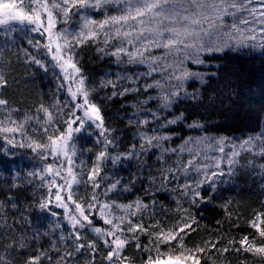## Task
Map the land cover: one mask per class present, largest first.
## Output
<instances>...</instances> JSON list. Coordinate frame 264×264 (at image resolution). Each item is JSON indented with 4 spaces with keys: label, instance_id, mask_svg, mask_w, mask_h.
I'll return each mask as SVG.
<instances>
[{
    "label": "snow or ice",
    "instance_id": "obj_1",
    "mask_svg": "<svg viewBox=\"0 0 264 264\" xmlns=\"http://www.w3.org/2000/svg\"><path fill=\"white\" fill-rule=\"evenodd\" d=\"M16 33L28 45L13 53L16 59L46 73L49 65L58 68V89L65 97L24 111L0 94V133L7 145L26 147L45 161L39 173L30 174L39 176L46 189L34 207L54 218L45 231L32 232L24 214L10 220L9 208L15 216L17 202L11 197L0 201V264H136L137 258L140 264H248L249 256L264 264V204L244 223L251 231L238 238L229 237L223 226L238 229L242 217L235 215L233 223L230 200L217 204L224 213L216 221L218 234L187 244L200 228L192 209L214 203L242 154L260 159L264 180V131L239 142L188 136L172 146L179 135L172 126L205 129L199 120L187 123L175 106L202 101V89L212 88L214 79L217 87L222 80L231 87L230 78L244 70L220 63L230 59L229 53L264 54V0H0V34L14 46ZM87 49L99 59L112 58L121 70L93 78L82 64ZM4 59L0 50V62ZM138 66L144 70L129 71ZM190 82L199 87L190 91ZM7 85L0 67V90ZM112 101L120 103L118 119L134 130L127 144L108 122L104 109ZM82 132L96 138L90 163L77 147ZM150 155L161 166L156 174L148 172L147 187L139 190L140 175L125 183L109 170L133 159L151 169ZM124 193L134 198L121 200ZM161 193L175 204L171 211L178 218L171 226L154 219L157 206L168 211L158 199ZM131 250L137 255H129Z\"/></svg>",
    "mask_w": 264,
    "mask_h": 264
},
{
    "label": "trees",
    "instance_id": "obj_2",
    "mask_svg": "<svg viewBox=\"0 0 264 264\" xmlns=\"http://www.w3.org/2000/svg\"><path fill=\"white\" fill-rule=\"evenodd\" d=\"M93 15L97 19L102 18V14ZM29 36L41 39L36 34H29ZM20 37L22 39H15L14 46H10L12 42L5 44L6 40L0 37V50L5 53V59L0 62V67L3 68L8 79L7 87L0 90V94L8 99L14 107H19L24 111L34 109L41 102L47 106L53 101L54 96H59L63 100L65 93L62 89H58L60 82L57 78L58 68L53 69L49 65L50 70L46 73L37 65L26 64L22 59L18 61L16 56L13 55L19 47H28L26 37L22 33H20ZM82 56L84 71L93 78L98 79L106 73L112 75L121 70L111 62L112 58L99 59L92 49L84 50ZM229 57V60L220 61V63L225 64L228 68L242 67L243 73L239 78H230L231 87H226L228 80L220 81L219 87H217V81L214 79L211 84L212 88L216 89L215 92L212 91V88L204 86L202 101L185 100L175 106L176 112L183 111L185 113L187 123L192 120H199L204 123L205 129H189L185 126V123L172 126L179 133V135L173 137L172 146L180 144L182 142L181 138L195 137L202 133L240 140L247 137V135H257L264 131V54H248L241 51L239 54L229 53ZM9 60L11 61L10 64H8ZM190 67L196 68L194 65ZM143 70L144 66L129 68L130 72ZM196 87H199V85L190 82V91ZM213 95L216 96V99L210 101L209 97ZM119 108V101H112L106 103L104 110L107 117H109V124L117 129V135L122 136L124 143L127 144L132 141L134 130L127 128L125 123L118 119ZM29 132L31 133V128H29ZM3 136L0 133V137L3 138ZM33 137L42 139L43 134L33 133ZM95 139V136L86 133L81 136L77 143L80 149H83V159L89 163L94 158L97 150ZM20 140L21 137L18 138V141ZM88 149H92V151H88ZM24 155V151L20 155H16L3 152L0 149V201H7L11 197L18 203L19 211L13 216L9 208L10 220L18 219L21 214H24L30 221L29 231L35 232L38 230L43 232L49 227L50 221L54 218L34 207V200L44 194L46 189L40 187L39 176L30 175L31 173H38L36 170L40 167L31 166L30 164L33 162H30ZM250 159L251 156L248 154L241 156L235 169L236 174L226 179L227 182L219 186V192L214 203L202 205L199 209H192L200 222V228L197 232L192 233L191 238L187 241L189 247L208 239L210 236L214 238L218 234L216 221L222 219L224 213L216 205L224 201L230 200L232 202L233 223L236 222L235 215L242 217L239 221L241 227L238 229H229V224H224L223 230H227V235L238 238L240 235L251 231L244 226V223L251 217L253 210L260 209L264 204V187H262L264 180L259 174L260 159L253 157L254 164L250 163ZM173 160H175V156L168 160V165H171ZM147 163L151 165V169L141 168L139 162L133 159L123 161L115 168L109 165V170L115 176L122 178L125 183L140 175L143 184L137 183L135 185V190H139L142 187H147L146 177L148 172L151 171L156 174L157 169L161 166L156 161L155 156L152 155L147 159ZM158 183L159 180H157ZM132 198L134 196L130 193H124L120 197L121 200ZM158 199L168 211L157 206L154 219L161 221L165 226H171L178 218L171 211L175 208V204L169 195L163 193L158 195ZM30 204L33 205L32 209L27 207ZM57 211L60 210L57 209ZM145 222L147 223L148 220L146 219ZM224 242L226 241H222V243ZM129 255L135 256L137 254L134 250H131ZM228 258L234 261L240 259L235 255H229ZM136 264H140L139 258H137ZM248 264H261V261L258 258L249 256Z\"/></svg>",
    "mask_w": 264,
    "mask_h": 264
},
{
    "label": "rangeland",
    "instance_id": "obj_3",
    "mask_svg": "<svg viewBox=\"0 0 264 264\" xmlns=\"http://www.w3.org/2000/svg\"><path fill=\"white\" fill-rule=\"evenodd\" d=\"M16 36V37H15ZM0 37H3V39L4 40H8V42H12L8 37H6V36H4L3 34H0ZM21 37H20V33H16V34H14V39H20ZM22 39V38H21ZM243 52H245V53H248V54H260L261 52L259 51V50H257V51H254V52H251V51H243ZM190 66H192V65H190ZM90 131H92V129H88V132H90ZM88 132H82V133H80V134H77V137H76V140H77V143H78V140L81 138V136H83V135H85L86 133H88ZM189 132H190V130H189ZM192 133V132H191ZM204 134H206V133H202V134H200V135H204ZM1 135H4L3 133H1ZM9 135H11V134H9ZM92 136H94V135H92ZM214 136H216V135H214ZM249 136H252V135H247V137H245V138H242V139H240V140H234V141H236V142H239V141H242L243 139H246V138H248ZM80 137V138H79ZM1 139H0V149L3 151V152H9V153H14V154H18V155H20V153H22L23 151H24V153H25V157L30 161V162H33V163H31L30 165L31 166H33V167H37V166H39L40 168L39 169H37L36 170V172H40V170L42 169V167H43V165H44V163H45V161H41L40 159H39V157L35 154V153H33L30 149H28V148H20V147H13V146H11V145H7L6 144V142H5V140L2 138V137H0ZM18 138H20V135L19 134H16V139H17V141H18ZM77 147H78V149H80V147H79V145L77 144ZM18 148V149H17ZM6 150V151H5ZM226 151H227V149H226ZM246 154V153H245ZM186 157L185 158H187V153H185L184 154ZM243 155V154H242ZM241 155V156H242ZM24 156H23V158H24ZM241 156L238 158V164H239V160H240V158H241ZM251 156V155H250ZM83 158V157H82ZM255 158V157H254ZM257 158V157H256ZM250 161H253V156H251V159H250ZM49 162H51V161H49ZM237 164V165H238ZM237 165H236V167H237ZM225 170L227 171V165H225ZM236 174V173H235ZM229 177H225V180L226 179H228Z\"/></svg>",
    "mask_w": 264,
    "mask_h": 264
}]
</instances>
